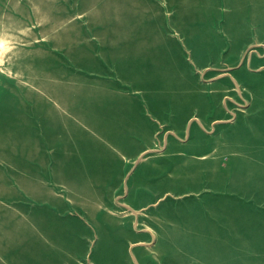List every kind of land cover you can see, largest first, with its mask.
<instances>
[{"label": "rangeland", "instance_id": "rangeland-1", "mask_svg": "<svg viewBox=\"0 0 264 264\" xmlns=\"http://www.w3.org/2000/svg\"><path fill=\"white\" fill-rule=\"evenodd\" d=\"M166 90L172 121L150 123L153 144L132 156ZM202 92L217 97L207 122L177 128ZM196 138L226 146L215 174L189 180L181 152ZM150 170L144 203L130 182ZM198 202L231 209V225L207 229L185 206ZM168 219L183 227L165 236ZM159 255L264 264V0H0V264Z\"/></svg>", "mask_w": 264, "mask_h": 264}, {"label": "crops", "instance_id": "crops-1", "mask_svg": "<svg viewBox=\"0 0 264 264\" xmlns=\"http://www.w3.org/2000/svg\"><path fill=\"white\" fill-rule=\"evenodd\" d=\"M134 93V92H133ZM167 93V90H166ZM168 92V100L167 98H164V106H162L159 103H162L161 101L158 103L156 101H154L153 103H151V107L149 108V114L148 116L151 117V121H146L145 123L147 124V133L141 134V132L139 131V133L134 132L133 135L131 136V139L133 140L132 143V148H134L133 152H132V156H134L138 151L139 148L141 147H150L153 144V140L151 139V132L154 130V125L151 126L150 123H159V124H167L169 122L172 121V119L170 118L171 113L168 111L167 109V103L168 108H172L173 105V100H172V93ZM165 94V95H167ZM216 99H215V98ZM156 102V103H155ZM158 104V105H157ZM217 106V97L215 96V94H212V98L211 97H207L205 93L202 92V94L197 95L196 97H192L188 99V102L185 104L184 103V108L181 109L182 111H180L181 113L179 114L178 117H176V127L180 128L181 126L184 125V123H187L192 116H194V114H199L200 117H198L197 119L202 123H206L207 122V117L208 115L216 108ZM136 115H138L139 113H137L136 111H134ZM155 121V122H152ZM187 121V122H186ZM199 122V124H200ZM170 124V123H169ZM194 134H197V130H193ZM143 138V139H142ZM226 145L221 144L220 140H215V139H208L205 138L203 140L196 138V140H194L192 143L186 145L184 147V149H182V154L185 153L184 157H185V162L183 160L182 162V167L179 168V173H181L184 177L189 178V180H199V178L201 176H206L207 177L210 174H215L217 171V167H214V165H218L220 163L221 160V156H222V150L221 148L225 147ZM137 149V150H136ZM174 149L171 150V153H174ZM200 152H204V155H199L197 153ZM231 153V152H230ZM180 156H183V155ZM231 155L229 157V160L231 162L230 166L228 167V171H231V165H233L234 161L237 160L236 157V152L229 154ZM183 157V158H184ZM204 157V158H203ZM151 161L149 160H145L141 165H143L144 163H148V166L150 164ZM185 163H187V165H185ZM196 164H201L199 166H194ZM140 165V166H141ZM203 165V166H202ZM212 165V168L210 167ZM150 168V167H149ZM137 171H135L133 173V178H132V182H130V190L134 193H137L139 190H143V194H144V198H143V202L144 203H149V199H150V195H154L155 193H157L155 191V189H149L146 188L145 186L147 185V183L149 182L148 180L151 177V170L147 171V172H140L136 174ZM202 178V177H201ZM198 182L195 184V186L190 187L189 189H187L186 192H196L198 191L196 188L198 187ZM214 186H211V189H217L215 184H213ZM171 194H175L176 192L174 191V189L172 191H170ZM162 194V193H160ZM210 204L205 202H198L197 204H186L185 206L188 207V210L194 213H197L201 218V219H205V218H209L211 221H204L205 225H207V229L210 227H216V226H220V224L224 225L227 223L228 226L231 225V220H228L230 218H227L226 216H222L223 212L228 213V211H232L231 209H227L226 211H221L219 210L218 206H212V208L209 206ZM133 208H137L139 209V205H130ZM143 206V205H141ZM160 211H156L155 212V217H158V215H160L159 213ZM176 214V213H175ZM174 214V215H175ZM222 214V215H221ZM161 218H164L163 216H160ZM198 217V216H197ZM175 216H172V219H175ZM160 219V218H159ZM166 219H161L159 221H161V223H163ZM155 221V220H154ZM210 222L212 224H210ZM167 225L166 230H164L165 232V236H168V231L169 228L172 229H176L177 227H183V224H181L180 226H177L174 223V220H167ZM210 224V225H209ZM159 225V224H158ZM160 226V225H159ZM152 229L157 231V226H153L151 225ZM176 227V228H175ZM244 227H247L246 223L244 225ZM161 232V231H160ZM171 237V235H170ZM206 241V240H205ZM139 261V264H144L143 263V259L141 256H139V259H137ZM161 260V255H159L158 257H156L154 259V264H158L157 262Z\"/></svg>", "mask_w": 264, "mask_h": 264}, {"label": "bare ground", "instance_id": "bare-ground-1", "mask_svg": "<svg viewBox=\"0 0 264 264\" xmlns=\"http://www.w3.org/2000/svg\"><path fill=\"white\" fill-rule=\"evenodd\" d=\"M235 81V80H234ZM236 82V81H235ZM249 94V93H248ZM132 256V255H131Z\"/></svg>", "mask_w": 264, "mask_h": 264}]
</instances>
